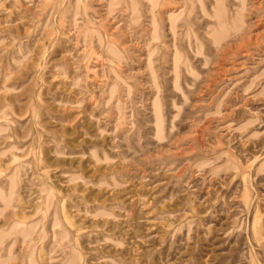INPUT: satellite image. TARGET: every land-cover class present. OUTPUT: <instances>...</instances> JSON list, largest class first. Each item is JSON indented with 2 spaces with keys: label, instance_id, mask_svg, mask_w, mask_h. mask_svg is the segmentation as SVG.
Segmentation results:
<instances>
[{
  "label": "rangeland",
  "instance_id": "1",
  "mask_svg": "<svg viewBox=\"0 0 264 264\" xmlns=\"http://www.w3.org/2000/svg\"><path fill=\"white\" fill-rule=\"evenodd\" d=\"M0 264H264V0H0Z\"/></svg>",
  "mask_w": 264,
  "mask_h": 264
}]
</instances>
